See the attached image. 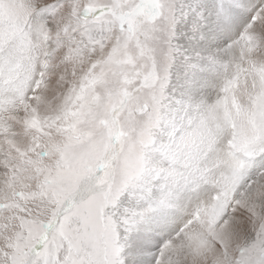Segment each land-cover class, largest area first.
<instances>
[{"label":"snow or ice","instance_id":"6c2138e0","mask_svg":"<svg viewBox=\"0 0 264 264\" xmlns=\"http://www.w3.org/2000/svg\"><path fill=\"white\" fill-rule=\"evenodd\" d=\"M0 264H264V0H0Z\"/></svg>","mask_w":264,"mask_h":264}]
</instances>
